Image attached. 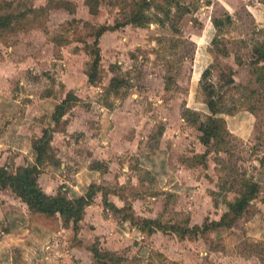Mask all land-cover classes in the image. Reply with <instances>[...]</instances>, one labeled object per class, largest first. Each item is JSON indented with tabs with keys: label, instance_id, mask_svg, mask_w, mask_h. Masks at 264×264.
<instances>
[{
	"label": "rangeland",
	"instance_id": "374dc122",
	"mask_svg": "<svg viewBox=\"0 0 264 264\" xmlns=\"http://www.w3.org/2000/svg\"><path fill=\"white\" fill-rule=\"evenodd\" d=\"M136 2L0 0L18 16L0 31V166L32 165L47 130L58 165L38 184L92 201L75 230L0 189V264H264V0H153L143 26L126 24ZM203 84L221 99L209 145ZM253 183L234 222L213 226Z\"/></svg>",
	"mask_w": 264,
	"mask_h": 264
},
{
	"label": "trees",
	"instance_id": "16d2710c",
	"mask_svg": "<svg viewBox=\"0 0 264 264\" xmlns=\"http://www.w3.org/2000/svg\"><path fill=\"white\" fill-rule=\"evenodd\" d=\"M98 2L99 0H85L86 6L93 13H95L98 8ZM152 2L153 0H140V2H136L134 10L130 13L131 16L126 20V24L131 23L143 26L147 20H149V17L145 14V10L152 4ZM57 7L63 8L68 12L71 11L69 6L64 2ZM185 11L188 12V10ZM69 13L72 14L73 12ZM3 15L4 14L0 13V31L11 28L18 17L14 15L6 17ZM156 19L160 21V18ZM114 28L117 27L114 26ZM105 30L106 28L104 31ZM98 57L99 56L96 57L94 65H96V62L99 59ZM208 72L209 70L205 69L201 74V78L206 79ZM93 77V74H89L90 82H93ZM228 79L229 83L233 82L231 78ZM122 85H124L123 78H119L118 76H113L109 82L111 90H117ZM202 89L205 92V103L210 112V116H208L203 123H200L199 131L201 132L200 139L202 143L204 145H209L214 137L220 135L222 118L217 117L216 115L219 114L221 110L219 106L221 99H219L220 96L215 93L212 85L203 84ZM71 98L76 100L72 94V96H68L66 100H63L61 104L56 106V110H54L53 114L55 121H58L65 114L66 110L71 105H69L68 102L72 103ZM32 148L35 152V161L32 165L19 166L13 173L7 172L3 166H0V189H10L16 197L20 198L21 201L26 204L30 212L43 214L48 217L59 215L64 224L68 225V223L71 222L76 230L78 226L77 224L83 216L85 207L92 202L90 200L91 195L83 194L75 197H67L65 192L62 191H58L55 194L46 193L38 184V176L40 173L39 166L45 162L58 165V160L51 154L50 139L47 130H44L43 135L34 141ZM250 187L251 190L246 192L245 195L235 199L234 202L228 203L229 211L224 213L219 221H212L210 223L215 227L231 225L236 219V216H238L249 205L250 199L253 198L256 184L253 183ZM91 191L93 192V190ZM109 195V191H102L101 201L104 206L113 209L114 211H121L122 209L116 208L115 204L108 199ZM207 228L208 227L204 225L202 229ZM193 229L198 230L200 227L194 226L192 227V230ZM183 231L187 232V228L183 229ZM92 253L99 259L102 258L100 257L101 255H106V253H101L96 247L92 249Z\"/></svg>",
	"mask_w": 264,
	"mask_h": 264
},
{
	"label": "crops",
	"instance_id": "0c3cea01",
	"mask_svg": "<svg viewBox=\"0 0 264 264\" xmlns=\"http://www.w3.org/2000/svg\"><path fill=\"white\" fill-rule=\"evenodd\" d=\"M258 12H256V14H257Z\"/></svg>",
	"mask_w": 264,
	"mask_h": 264
}]
</instances>
